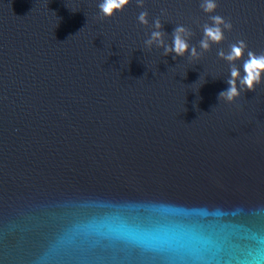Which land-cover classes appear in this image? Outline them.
Segmentation results:
<instances>
[{"label":"water","instance_id":"1","mask_svg":"<svg viewBox=\"0 0 264 264\" xmlns=\"http://www.w3.org/2000/svg\"><path fill=\"white\" fill-rule=\"evenodd\" d=\"M101 2L0 0V264H264V74L219 100L217 55L264 54V0H215L223 42L175 60L153 21L201 51L203 0Z\"/></svg>","mask_w":264,"mask_h":264},{"label":"clouds","instance_id":"2","mask_svg":"<svg viewBox=\"0 0 264 264\" xmlns=\"http://www.w3.org/2000/svg\"><path fill=\"white\" fill-rule=\"evenodd\" d=\"M129 2L130 0H102L99 4L101 18H112L115 13L123 11ZM136 3L138 7L143 8V0H136ZM216 7L215 0H203L201 3L202 10L209 14L210 18V23L203 25V36L199 41L201 51H198L195 45H190L189 41L193 33L182 25H176L171 36V43H168L165 40L167 34L163 31L159 18L153 21V30L144 41L145 45L149 49L153 45L161 48L164 56L172 55L174 60L177 57L184 58L186 55L189 59H198L203 52L210 50L212 44L220 45L225 38L224 31L231 30V23L226 22L219 15L212 14ZM137 19L140 24L149 25L147 11H141ZM246 47L245 42L241 40L231 44L227 52L223 49L218 51V57L226 61L230 67L229 78L226 80L228 88L219 93V100L223 99L231 103L245 90L253 92L255 86L261 82L262 74H264V54L257 55L247 51V59H245ZM238 61L243 62L242 70L237 66Z\"/></svg>","mask_w":264,"mask_h":264}]
</instances>
